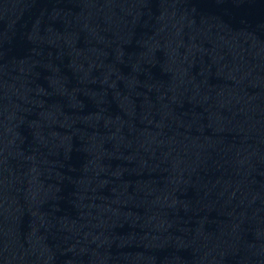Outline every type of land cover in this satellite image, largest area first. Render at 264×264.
I'll return each mask as SVG.
<instances>
[{"label": "water", "instance_id": "water-1", "mask_svg": "<svg viewBox=\"0 0 264 264\" xmlns=\"http://www.w3.org/2000/svg\"><path fill=\"white\" fill-rule=\"evenodd\" d=\"M0 264H264V0H0Z\"/></svg>", "mask_w": 264, "mask_h": 264}]
</instances>
